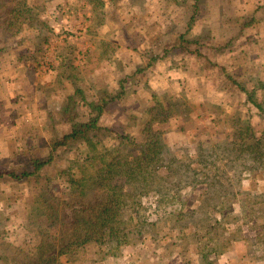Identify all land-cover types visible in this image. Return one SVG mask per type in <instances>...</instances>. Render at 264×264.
I'll use <instances>...</instances> for the list:
<instances>
[{"label": "rangeland", "instance_id": "rangeland-1", "mask_svg": "<svg viewBox=\"0 0 264 264\" xmlns=\"http://www.w3.org/2000/svg\"><path fill=\"white\" fill-rule=\"evenodd\" d=\"M6 1L0 0L3 14ZM25 1L32 18L40 22L38 31L21 25L12 29L14 36L2 33L0 45H9L4 48L10 51L8 58L21 57L18 62L25 65L18 68L24 96L40 95L31 109L29 97L19 112L0 111V174H5L0 178V240L23 247L26 239L36 245L39 234L52 233L43 230L44 218L35 221L45 225L35 226L32 199L45 194L40 189L45 181L53 195H68L71 180L80 177L75 162L87 154L52 152V139L69 132L68 125L59 123V112L70 96L79 104L81 96L86 102L107 96L115 100L101 118L103 127L118 136H133L137 143L145 140L143 128H153L168 153V157L160 155L163 165L175 158L189 164L200 180L212 177L194 192H182L183 205L176 211L181 209L186 219L174 225L177 229L167 221L150 229L158 236L154 241L142 245L140 238L132 239L116 256L110 255L112 247L86 245L58 256L55 264H264V0L229 1L234 4L233 16L248 18L241 21L243 33L229 49L214 52L209 45L181 42L201 58L187 56L180 48L169 54L161 51L174 47L178 34H185V40L194 38L196 29L187 30L194 0H182L181 6L172 0L119 2L114 22L108 5L102 10L89 0ZM194 15L208 19L205 9ZM224 42L213 40L215 45ZM5 70L7 77L10 70ZM236 84L246 88L262 109ZM85 110L80 111V119ZM109 141L103 139L106 148L114 145ZM50 153L53 161L39 171V180H17L22 170H32V158L42 160ZM178 167L170 169L175 173ZM87 168L81 177H91L95 168ZM156 174L157 184L171 178L166 169ZM134 184L123 191L126 218L135 224L137 217L151 222L163 217L161 204L150 193L157 184L145 191L148 196L137 197ZM167 206L166 217L171 220ZM162 234L166 236L159 240ZM232 257L233 263L228 262Z\"/></svg>", "mask_w": 264, "mask_h": 264}, {"label": "trees", "instance_id": "trees-1", "mask_svg": "<svg viewBox=\"0 0 264 264\" xmlns=\"http://www.w3.org/2000/svg\"><path fill=\"white\" fill-rule=\"evenodd\" d=\"M89 1L92 4L95 3L96 7L102 10L108 5V9L112 11L113 22L117 17L114 13L116 5L119 2H130V0ZM172 1L176 6H181L184 3L182 0ZM21 4L22 8L20 7ZM26 4L25 0H7L5 4L2 3L4 14L0 12V15L5 17L1 18L0 16V38L3 35L2 33L7 34L9 37L14 36L15 32H12V29H17L21 25H25L26 29L31 27L38 31L40 22L32 18V12L25 7ZM101 17H104L102 11ZM33 22L38 24H32ZM189 29L188 26L187 30ZM234 40L228 42V45L233 44ZM181 42L195 45L197 40H185V34H178L174 47L165 49V53L180 48L185 51L184 53L187 56L195 55L197 58H201L200 53L183 46ZM106 45L108 44L106 43ZM7 46L9 45H0V55ZM202 46H205V42ZM209 48L214 51L212 45H209ZM20 58L17 59L20 60ZM205 63L209 64L211 62L205 61ZM237 86L241 93L248 96L254 106L262 109V106L252 100V94L246 88L241 85ZM75 93L81 94L80 90H76ZM114 100L113 97L106 96L97 101L86 102L81 96V104H79L72 96L67 98L61 112H59L61 119L59 123L68 125L69 132L61 139L53 138L51 150L52 152L59 149L77 152L80 157L87 152L84 157L82 156L84 159L75 162V174L80 175V177L71 180L70 192L64 198L50 193V183L48 181L40 186V189L45 190V194L43 193L37 199H32L31 210L36 212L33 214V222L36 223L35 219L37 218H44L46 225L43 222H38L35 226L39 228L44 224L43 230L52 233L39 234L40 236L35 239L36 245L31 244L32 239H26L23 247L0 240V264H55L58 261V256H66L71 254L73 250L84 248L86 245L112 247L113 253L110 255L116 256V253H122L123 249L131 244L132 239L140 238L142 245L146 240L154 241L157 234H150L151 228L155 229L157 225L161 227L163 223L170 221L173 228L177 229L175 226H178L179 221L186 219V215L184 216L181 209L178 212L176 211L179 206L183 205L182 192L188 189L194 192L198 184L204 183L207 185V183H210L208 181L212 176L207 175L205 179L200 180L199 174L192 170L189 164L174 161L175 158H172L169 164L165 163L163 165L160 155L163 154L164 158L168 157V153L165 152L164 146L158 141L159 132H155L153 128H143L142 134L145 140L137 143L133 136H118L114 130L103 127L100 123L101 118L108 107L113 105L112 101ZM82 109L86 110L80 119ZM155 110L153 109L151 113L153 114ZM159 111L163 114L167 112L163 108H159ZM245 129H251V127L246 125ZM107 137L110 138L109 142L114 143L109 148L103 145V139ZM130 145L133 146V149L127 147ZM134 149H138V152L136 153ZM52 161L51 153L48 158L42 160L32 158L30 161L31 171L22 170L18 173L19 176L12 171L10 176L13 178L17 176V180L31 177L39 180V171ZM85 163H88L86 164L88 167L95 168L90 178L81 177L80 172L83 168L88 169ZM176 165H179V169L174 173L171 171L170 166L176 167ZM160 168L166 169L171 178L157 184L156 179L159 175L156 173L159 172ZM4 175L0 174V178ZM153 182L159 186L153 185ZM130 183H135V197L141 193L148 196L149 193L145 191L153 186L156 187L150 193H152V196H156V203L161 204L158 207L161 208L164 216L154 220V222H151L150 218L147 220L142 216L137 217L135 224L132 223L130 217L126 218L122 211L125 206L123 191L127 186L133 189V185H129ZM167 203L171 207V212L168 213L171 220L167 219L165 213V208L168 207ZM45 210L49 211L47 215ZM1 223H3L2 215L0 216ZM165 236L162 234L158 239L160 240ZM116 250L117 252H114ZM56 251L57 256L54 255ZM203 257L205 256L203 255ZM207 264H215V262L209 261Z\"/></svg>", "mask_w": 264, "mask_h": 264}, {"label": "crops", "instance_id": "crops-1", "mask_svg": "<svg viewBox=\"0 0 264 264\" xmlns=\"http://www.w3.org/2000/svg\"><path fill=\"white\" fill-rule=\"evenodd\" d=\"M229 1L230 0H194L193 1V12L191 13V18L193 19L190 18L187 25L191 26L192 29L193 28L196 29L195 36H192L194 37L193 40H197L196 44L199 45L200 43L201 45H203L205 42V45H212L214 52H216L217 49H221L219 47H223V48L226 47L227 49H229L230 46L228 45V42H232V39L234 40L235 37H238L240 34L243 33L240 29V24L241 21L243 20V16L235 17L236 15L235 16L232 15V9L234 4H232L231 6V3ZM198 9L200 10L205 9V11H207L208 13V19L207 18L201 19L198 15H194L195 12L198 11ZM247 19L248 18H244V21L242 22L244 23L245 21H248ZM178 22L179 21L177 20L176 23ZM169 24L170 23H168V25ZM222 39L225 40V42L222 44L215 45V43H213V40L219 41ZM206 41L209 42L207 43ZM163 50H161L162 53H165V51ZM9 52L10 51H8V49H3V53L2 55H0V111H3V113L4 112L6 113L8 110H10L12 113H14L15 111L19 112L24 107V105L25 106L28 105L30 100L32 104H30L28 107L29 109H31V106L33 107L35 106V98L37 101L40 95L37 92L36 95L34 93L32 95L28 94L27 96H24L23 89L20 87L21 86L20 83L23 82L19 77L21 75L22 69L20 68L21 69L20 70L18 68L19 67L24 68L25 65L23 63H19L18 61L20 60H18L16 57H12L9 59L7 56ZM150 53H154V50L150 51ZM15 60L17 62H15ZM3 70H5L6 73L7 71L10 70V72H8L7 74V77L2 73L4 72ZM17 70H19L18 73ZM5 77L6 80H3L2 78ZM29 97H31L30 100ZM25 98H27V100ZM11 112L8 114L9 117L12 116ZM233 257L237 258L238 254L237 256H233ZM233 257L227 259L228 262L233 263ZM242 258L243 257H239V259Z\"/></svg>", "mask_w": 264, "mask_h": 264}]
</instances>
